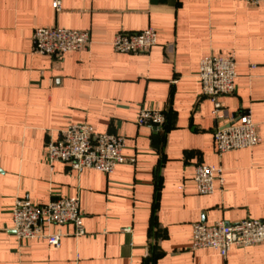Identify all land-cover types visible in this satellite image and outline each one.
<instances>
[{"label": "crops", "instance_id": "1", "mask_svg": "<svg viewBox=\"0 0 264 264\" xmlns=\"http://www.w3.org/2000/svg\"><path fill=\"white\" fill-rule=\"evenodd\" d=\"M0 0V264H264V244L226 258L192 251L193 226L264 221V1ZM88 32L86 51L61 57L33 52L35 30ZM155 29L147 55L119 54L120 33ZM206 57H231L236 91L222 99L226 118L251 112L258 145L219 156L213 104L198 77ZM164 113L163 128L140 127L142 110ZM126 138L108 175L51 166V141L71 125ZM198 165L222 170L210 196L193 181ZM80 198L83 236L54 226L61 247L20 241L16 201L44 206ZM132 228L131 233L124 229Z\"/></svg>", "mask_w": 264, "mask_h": 264}, {"label": "built area", "instance_id": "2", "mask_svg": "<svg viewBox=\"0 0 264 264\" xmlns=\"http://www.w3.org/2000/svg\"><path fill=\"white\" fill-rule=\"evenodd\" d=\"M247 5L257 7L264 0H244ZM52 7L60 12L62 0H53ZM158 35L155 29L140 33H120L113 41V49L119 54L147 55L157 45ZM91 44L88 32L67 29L35 30L33 34V52L47 57H61L67 53L86 51ZM198 77L202 83L203 96L213 104V116L218 124L214 141L218 155L251 149L258 145L257 125L251 112L227 117L222 99L232 96L236 91V64L231 57H206L200 61ZM137 124L140 127L163 128L166 117L163 112L142 110ZM126 138L115 134L97 133L86 124L71 125L62 131L56 141L46 147L48 163H64L76 171L95 170L108 175L114 173L120 165L134 164L123 156ZM224 182L222 170L212 166L198 165L193 181L202 196H210L215 191V183ZM14 227L12 231L20 241L43 239L55 248L61 247V232L53 234L51 227L71 224L75 227V236L85 234L84 215L80 209V198H61L44 206H37L28 200L18 199L13 211ZM131 233L132 228L124 229ZM264 244V221L246 219L234 224L218 222L213 226L197 223L193 226V244L191 250H213L224 258L233 248H249Z\"/></svg>", "mask_w": 264, "mask_h": 264}, {"label": "water", "instance_id": "3", "mask_svg": "<svg viewBox=\"0 0 264 264\" xmlns=\"http://www.w3.org/2000/svg\"><path fill=\"white\" fill-rule=\"evenodd\" d=\"M157 129H160V128H157Z\"/></svg>", "mask_w": 264, "mask_h": 264}]
</instances>
